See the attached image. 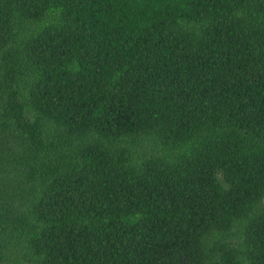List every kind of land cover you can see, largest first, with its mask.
<instances>
[{"label": "trees", "instance_id": "obj_1", "mask_svg": "<svg viewBox=\"0 0 264 264\" xmlns=\"http://www.w3.org/2000/svg\"><path fill=\"white\" fill-rule=\"evenodd\" d=\"M0 264H264V0H0Z\"/></svg>", "mask_w": 264, "mask_h": 264}]
</instances>
